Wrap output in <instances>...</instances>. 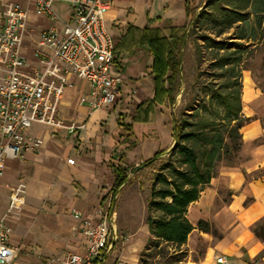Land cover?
Returning <instances> with one entry per match:
<instances>
[{"label": "crops", "instance_id": "crops-1", "mask_svg": "<svg viewBox=\"0 0 264 264\" xmlns=\"http://www.w3.org/2000/svg\"><path fill=\"white\" fill-rule=\"evenodd\" d=\"M107 1L110 6L102 24L113 42L111 72L120 77L115 104L90 111L86 104L79 103V96L87 88L73 76V86L64 90L56 116L67 125L83 126L73 131L60 128L54 137L49 135V126L43 125L46 129L40 132L30 128L42 140L41 151L24 154V160L5 162L0 184L14 180L31 165L29 161H40L31 177L24 175L28 180L27 206L13 225L22 234L23 226L39 221L48 233L41 248L36 247L35 235L30 240L20 235L14 243L11 229L10 242L19 248L13 264L43 263L46 258H58L65 250L82 251L86 238L72 231L74 220L67 210L79 209L85 217L96 220L93 210L110 204L109 200L104 202V187H109L112 195L116 170L124 169L126 173L173 143V105L152 100L153 58L146 39L168 36L187 25V0ZM32 19L43 25L48 22L45 16ZM248 78L243 75L241 82V115L248 118L239 128L241 146L234 163L220 164L199 196L187 206L185 216L193 228L182 245V264H225L217 261L218 256H224L226 264H264V238L253 231L261 230L264 223V96ZM57 137L63 148H48L56 144L53 139ZM43 170L45 173H39ZM46 181L54 182L49 191ZM5 193L6 189L0 191V202L5 201L0 215L6 206ZM114 220L112 208V225L117 233ZM199 221L205 222L209 230L199 228ZM124 240L117 236L101 264H112ZM142 246L143 239H136L130 249Z\"/></svg>", "mask_w": 264, "mask_h": 264}, {"label": "built area", "instance_id": "built-area-1", "mask_svg": "<svg viewBox=\"0 0 264 264\" xmlns=\"http://www.w3.org/2000/svg\"><path fill=\"white\" fill-rule=\"evenodd\" d=\"M70 7L64 16L53 2ZM107 0H0V177L5 162L36 153L42 140L30 132L32 124L73 131L83 125L65 124L56 116L63 92L73 86L72 77L84 82L87 91L79 103L91 111L115 104L120 77L111 72L113 42L102 21ZM32 16H45L37 23ZM23 183L10 186L6 207L0 215V264H13L19 249L10 242L9 217L24 204ZM72 231L86 244L80 252L65 250L58 258L32 264H101L117 240L110 204L98 205L92 221L76 208ZM218 262L226 264L224 256Z\"/></svg>", "mask_w": 264, "mask_h": 264}, {"label": "trees", "instance_id": "trees-1", "mask_svg": "<svg viewBox=\"0 0 264 264\" xmlns=\"http://www.w3.org/2000/svg\"><path fill=\"white\" fill-rule=\"evenodd\" d=\"M185 13L189 19L187 25L168 36L146 39L153 58L152 100L174 102L183 76L180 50L190 36L193 43L202 36L204 46L195 44L198 46L195 60H206L216 71L210 75L212 80L221 81L216 87L193 85L189 89V101L174 118L175 146L168 153L157 150L131 169L149 167L145 215L148 238L144 250L153 247L156 254L166 259L164 264H174L185 257L182 245L193 228L185 216L189 203L199 196L220 164H232L236 158L241 146L239 128L248 119L241 115L240 62L245 50L260 41L264 65V0H213L198 12L189 7L187 0ZM252 15L257 27H261L259 33L250 25ZM193 17L192 27L188 29ZM200 29L209 30V34H196ZM202 47L210 48L207 57L201 55ZM125 179V170H116L112 197ZM197 225L209 230L203 221ZM253 231L263 239L264 223L261 230Z\"/></svg>", "mask_w": 264, "mask_h": 264}, {"label": "rangeland", "instance_id": "rangeland-1", "mask_svg": "<svg viewBox=\"0 0 264 264\" xmlns=\"http://www.w3.org/2000/svg\"><path fill=\"white\" fill-rule=\"evenodd\" d=\"M213 0H189L188 5L191 9L196 10L198 12L201 8H203L205 5H209ZM52 7L55 9V11L58 12L61 16H64L66 10H68V7H70L65 2H53ZM250 25L254 27L257 30V33L261 31V27H257V23L255 22L254 16L252 15L250 18ZM192 27H189V29ZM209 30L207 29H200L196 32V34L204 35L209 34ZM212 35V34H210ZM258 35V34H257ZM223 37V36H221ZM191 38L193 36H190V38L187 39L185 45L181 48V57H182V79H183V85L181 89L177 92L175 95V100L172 104L173 105V115L174 118L178 117V114L180 113L181 109H183L184 105H186L187 101H189L191 95L189 89L195 85V88H200L202 85L208 84L209 86L216 87V84L219 83L221 80L219 79H213L212 76H210L212 73H216V71L208 66V62L206 60L196 61L195 57L198 51V46L195 44H201V46H204L202 44V36L197 38V42L193 43L191 42ZM260 41V40H259ZM196 46V47H195ZM202 51L203 56H208V53L211 51L210 48L202 47L199 49ZM261 41L258 42V44L253 47L249 46L244 54L242 61L240 62V82H242V77L244 75V78H249L252 80L253 84L262 92L264 96V65L261 61ZM248 75V76H247ZM248 78V79H249ZM195 91V89H194ZM196 92V91H195ZM46 127L42 124L33 123L31 126V131L40 132L45 130ZM58 130V129H57ZM56 135V132H55ZM54 135V136H55ZM53 136V137H54ZM56 144L49 145L48 148L52 150H61L63 148L61 142L59 141V138L53 139ZM41 151V148L38 152L35 154H38ZM23 157L21 160H24ZM226 162V161H224ZM28 163L31 165L28 166L25 171L20 172V174L11 181H3L2 184H0V191H4L6 189V192L4 194L6 198V203L8 200V194L10 193V186L16 185V183H23V194H24V204L20 206V209L18 211H15V213H12L8 220V225L10 227V233L11 229H13L11 234V239L14 241V243L17 241V239L20 238V235L24 236V238H27L30 240L34 235L35 237L33 240L37 244L36 247H44L46 239L48 237V233L46 232L44 225L40 223L39 221L35 223L32 222L30 224H27L23 227L24 230H22V234H19V232H16L17 225H13L14 222H17L21 219L25 208L27 206V184L28 180L24 178L25 176L31 177L34 172V167L36 163H40V161H34L31 160ZM234 163V160H233ZM46 165H49V163H44ZM133 166V165H131ZM106 167H110L109 164L106 165ZM129 168V166H127ZM39 173H45L44 170ZM127 179L122 185L118 187L116 192L113 194V197L111 195V192L109 190V187L104 190V202L106 200H109L111 204V208H113L115 213V225L117 228V236L124 237L125 240L121 247H119V250L116 252L117 254L114 256L112 264H120L123 262H128L129 264H164L166 259L163 256H160L155 253V250L152 248H146L144 250V245L147 238V225L145 222V215H146V204L145 199L146 195L148 193V187H150V171L149 167L131 172V169H127L126 171ZM1 179V177H0ZM36 183V181H35ZM54 182H48L46 181L45 186L46 190H51L53 187ZM37 184V183H36ZM140 185V186H139ZM49 194V193H48ZM47 194V196H48ZM2 197V196H1ZM102 197V195H101ZM46 198V197H45ZM44 198V199H45ZM2 201V200H1ZM5 202V201H4ZM3 201L0 202V210L2 209ZM108 202V201H106ZM108 203H105L102 206H106ZM6 207V206H5ZM41 208L38 207V210ZM71 207L67 210V214L70 217L71 221L72 217L69 213ZM4 211V210H3ZM2 211V212H3ZM75 224V222H71L70 227H72ZM29 233V234H28ZM33 234V235H32ZM76 234V233H75ZM74 234V236H75ZM145 234V235H143ZM136 239H143V246L139 249H130V245L133 242H136ZM32 240V239H31ZM154 254V256H153ZM153 256V257H152ZM121 260V261H120ZM184 260V258H183ZM182 260V261H183ZM123 261V262H122ZM182 261H179L174 264H182Z\"/></svg>", "mask_w": 264, "mask_h": 264}, {"label": "water", "instance_id": "water-1", "mask_svg": "<svg viewBox=\"0 0 264 264\" xmlns=\"http://www.w3.org/2000/svg\"><path fill=\"white\" fill-rule=\"evenodd\" d=\"M195 14H196V13H195ZM194 17H195V15H194ZM194 17L191 19V21H190V23H189V25H188V29H189V27L191 26V23H192ZM180 79H181V87H182V85H183V79H182V77H181ZM175 142H176V139H175V137H174L172 145H171L167 150H165L164 153H168V152H169V151L175 146ZM134 171H136V169L131 170V172H134ZM126 179H127V177H126ZM126 179H125V181H126ZM125 181H124V182H125ZM124 182H123V183H124ZM111 212H112V208H111Z\"/></svg>", "mask_w": 264, "mask_h": 264}]
</instances>
